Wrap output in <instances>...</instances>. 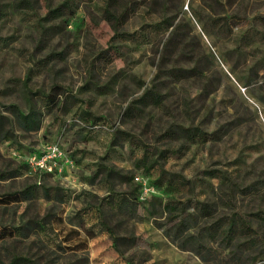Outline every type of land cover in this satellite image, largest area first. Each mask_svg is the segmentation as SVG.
Masks as SVG:
<instances>
[{
    "label": "rangeland",
    "instance_id": "rangeland-1",
    "mask_svg": "<svg viewBox=\"0 0 264 264\" xmlns=\"http://www.w3.org/2000/svg\"><path fill=\"white\" fill-rule=\"evenodd\" d=\"M16 1L0 0V114L14 134L0 136V196L19 192L22 198L20 191L31 185L35 192L0 204V230L27 219L46 222L28 237H7L0 254L21 253L39 264L84 257L87 264H264V226L257 245L237 251L221 233L209 232L207 225L226 208L216 203L218 179L203 173L217 168L240 185L253 183L258 190L237 193L236 209L264 211V20L257 18L264 0H78L73 13L66 9L53 18L44 16L63 0H28L30 8ZM126 4V16L115 22L112 13ZM171 20L181 28L163 64L190 72L155 77ZM154 77L164 96L160 107L136 101ZM53 84L60 86L59 101L41 95ZM29 104L33 122L18 111ZM171 122L201 133L165 141L159 134ZM116 129L134 141L120 133L113 139ZM136 140L178 151L145 172L134 165L142 153ZM49 142L72 164L37 174L25 155ZM99 162L140 176L133 179L139 189L144 182L151 188L132 215L106 197L127 188L120 177H93ZM169 198L208 200L216 210L207 218L191 205L186 213L193 215L178 230L163 210ZM99 212L118 235L136 238L120 245L123 255L98 230ZM84 228L96 232L84 250L64 247L78 239L63 241L68 230L85 239Z\"/></svg>",
    "mask_w": 264,
    "mask_h": 264
},
{
    "label": "trees",
    "instance_id": "trees-1",
    "mask_svg": "<svg viewBox=\"0 0 264 264\" xmlns=\"http://www.w3.org/2000/svg\"><path fill=\"white\" fill-rule=\"evenodd\" d=\"M28 0H17L16 3L20 4L21 7H31L30 4L27 2ZM78 0H63L60 4L53 8H49L44 16V18H53L57 17L62 13V11L68 9L69 13H73L75 11V6L77 5L76 2ZM165 1V0H163ZM128 5L126 4L124 7L121 8L119 14L112 13V17L115 19V22H118L121 17L126 16L127 14ZM257 18L264 20V15H258ZM167 20L164 16L161 17V21ZM167 26H171L172 29L170 31L168 39L164 42L162 52L157 63V73L155 77L161 71H166L167 74L174 78H179L180 75H185L186 72H190L188 69L182 68H175V67H168L166 68L163 64V59L165 54L169 50V47L175 37V35L179 32L181 28V22H177L173 24L171 21H166ZM45 29V27L43 28ZM185 43V42H184ZM183 43V45H184ZM182 45V46H183ZM154 80L150 82L149 85L145 87L141 95L137 98V102H141L143 104H150L156 107L162 106L163 94L160 92L157 83ZM28 76L25 77L23 81L24 86L27 84ZM57 88H60L59 85L53 84L50 86V91L42 92L41 95L47 100L52 102L59 101L58 92L56 91ZM28 93L31 91L25 87ZM131 108V106H130ZM129 109V106H128ZM20 116L28 122H33L36 117V112L31 104L28 105L27 111L23 112L18 110ZM122 134L121 137L126 139L127 141H134V136L124 130L116 129L113 134V139L117 138V134ZM201 133V129L197 126L193 125H182L176 124L174 122L169 123L163 131L159 134L160 138L165 141L177 140L182 138L183 140H191L195 138L198 134ZM0 136L3 139H12L14 138V134L11 129H4V120L2 114H0ZM137 147H139L142 151L141 155L136 156L134 159V165L137 168H141L143 171L147 172L153 167L160 164L161 159H164L170 152L178 151L173 150L170 146L157 148L151 147L148 144H145L141 141L136 140ZM204 174H207L211 177H216L218 179L217 183V192H215V196H217V202L222 207L226 208V212L222 215L216 217V219L210 222L207 225L209 228V232L219 234L221 233L223 237L227 240V242L231 245H234V249L242 250L248 243L249 245H257L259 242L258 233L259 228L264 226V211L257 210V211H250V212H239L236 209V198L237 193L239 194H249L254 189L257 191L258 188L253 185V183L240 185L231 177V175L227 174L225 171L217 169V168H206L203 170ZM47 174V173H45ZM100 174H104L108 178H113L115 176L120 177L121 181L126 183L127 188L124 191L120 192H110L108 196H106L112 206H116V209L119 211H126L129 214H133L135 210V205L138 203V197L141 198V188L139 189V185L133 182L134 177L128 176L126 174H122L120 169H117L115 166H108L102 162H99L95 171L94 176L96 177ZM40 182V179H37ZM47 199L50 200L52 197L48 194V189L44 188ZM22 193L21 197L16 193L12 192L10 194H6L4 196H0V204H10L14 201L21 200L23 198H29L34 192V187L27 186L26 188L20 191ZM57 194V193H56ZM14 195V196H12ZM150 193L146 195L144 198L149 197ZM56 199L57 196H55ZM106 197H103L105 199ZM62 200V199H61ZM215 202H211L208 200H193L191 198L186 199H176V198H169L163 204V210L167 214V219L169 221L174 222L175 227L180 230L184 227V222L187 219V215H193V213H186L187 209L192 205L194 210L205 217L212 216L213 212L216 210ZM45 219L36 220V219H27L23 220L21 223L15 226H7L3 225L2 230H0V242L4 241L7 237H28L33 233H37V229H43ZM98 224L100 225L98 230L99 231H106L114 244V248L118 252V254L123 255V250L120 248V245L126 244L131 246L135 242V237L133 235L121 236L118 235L114 228H112L109 224L104 221L103 213L99 212L98 214ZM42 227V228H40ZM84 238H79L80 232L76 229H70L66 234L63 236V241L69 242L73 238H78L74 244H66L64 247L69 248H81L84 250L86 247L87 239L92 238L96 232L92 231L91 228H84ZM237 241V242H235ZM246 243V244H245ZM3 245V244H2ZM73 245V246H72ZM1 247V245H0ZM62 247V246H60ZM234 250V252H235ZM5 258V259H4ZM254 257L250 258L252 261ZM129 260V259H127ZM0 264H39L35 258L30 256H26L21 253H10L3 257L0 254ZM64 264H87V258H81L77 261H67Z\"/></svg>",
    "mask_w": 264,
    "mask_h": 264
},
{
    "label": "built area",
    "instance_id": "built-area-1",
    "mask_svg": "<svg viewBox=\"0 0 264 264\" xmlns=\"http://www.w3.org/2000/svg\"><path fill=\"white\" fill-rule=\"evenodd\" d=\"M26 163L35 173H53L61 168V162L72 164V160L68 158L57 142H49L38 150H34L25 155ZM135 180H140V176H134ZM151 188L144 182L141 185V198L148 195Z\"/></svg>",
    "mask_w": 264,
    "mask_h": 264
}]
</instances>
